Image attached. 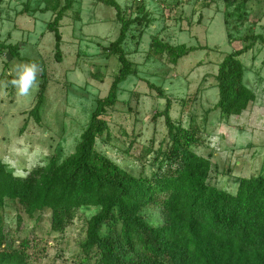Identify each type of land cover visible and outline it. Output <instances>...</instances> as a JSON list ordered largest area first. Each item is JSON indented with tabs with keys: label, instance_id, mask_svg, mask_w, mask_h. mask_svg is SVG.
<instances>
[{
	"label": "rangeland",
	"instance_id": "rangeland-1",
	"mask_svg": "<svg viewBox=\"0 0 264 264\" xmlns=\"http://www.w3.org/2000/svg\"><path fill=\"white\" fill-rule=\"evenodd\" d=\"M115 1L126 17H134L136 6L142 4L149 23L132 25L127 32L122 47L137 74L119 84L117 103L108 110L111 138L97 139L96 149L134 175L150 173L152 153L143 162L134 155L153 137L155 149L164 136L163 119H152L164 104L150 88L153 84L173 100V118L179 115L177 100L190 101L180 118L184 127L195 126L202 132L203 145L194 151L210 158L213 185L234 193L238 178L264 174V44L260 39L239 57L244 66L243 83L254 92V102L241 115L228 118L213 108L218 99V63L249 42L244 36L255 34L264 39V0ZM43 7L42 0H0V41L19 45L21 57L0 52V158L20 176L45 164L54 152L65 156L73 151L96 99L106 95L119 67L116 56L105 50L119 32L113 7L97 0H71L60 21L58 60L53 33L47 28L53 14L42 11ZM154 37L170 46L196 50L173 65L165 55H153ZM29 60L40 62L47 78L39 123L28 112L42 81L41 70L29 96H20L12 83L18 66ZM119 129L135 136L129 152H124L126 143ZM95 211L80 210L84 217ZM143 213L151 224L160 222L157 208H146ZM17 216L22 223L16 235L31 240L35 247L30 250L37 251L39 264H72L83 237L82 219L77 217L60 237L50 231L48 211L27 217L17 203L9 202L2 211L5 227L15 230Z\"/></svg>",
	"mask_w": 264,
	"mask_h": 264
},
{
	"label": "trees",
	"instance_id": "trees-1",
	"mask_svg": "<svg viewBox=\"0 0 264 264\" xmlns=\"http://www.w3.org/2000/svg\"><path fill=\"white\" fill-rule=\"evenodd\" d=\"M42 1V11L53 14L47 28L53 33L54 56L58 60L60 21L71 0H64L63 5L60 0ZM97 1L115 9L119 32L105 50L116 56L119 67L106 95L96 99L71 153L62 156L54 152L45 164L25 176L15 175L0 158V264H39L37 251L31 252L35 247L31 240L16 235L21 217L16 218L15 230L3 224L2 211L9 202L17 203L27 217L48 211L50 231L60 237L77 217L82 219L83 237L72 264H264V174L238 178L234 193L213 185L210 158L194 151L203 145L202 132L198 127L182 125L180 115L190 103L188 99L177 100L179 115L173 118V100L160 87L150 85L156 96L164 100L163 108L154 111L152 119L162 118L165 131L158 147L153 149V137L134 155L135 160L143 162L152 153L148 175H134L96 149L97 139L111 138L108 110L117 103L119 84L137 74L122 47L127 32L132 25L149 23L142 4L136 6L134 17H126L115 0ZM241 18L244 16L238 17ZM258 39L264 44L260 35L244 36L249 42L224 55L217 65L218 99L213 108L221 117L239 116L255 100L254 92L243 83L244 66L239 57ZM150 49L153 55H165L173 65L196 50L184 45L170 46L156 37ZM1 50H6L11 58L20 57L16 43L0 41ZM29 61L41 70L42 81L28 112L39 123L47 78L40 62ZM118 132L124 135V152H129L135 136H128L124 130L121 133L120 129ZM149 207L159 210V223L151 224L144 215L143 210ZM83 208L96 211L84 217L80 212Z\"/></svg>",
	"mask_w": 264,
	"mask_h": 264
},
{
	"label": "clouds",
	"instance_id": "clouds-1",
	"mask_svg": "<svg viewBox=\"0 0 264 264\" xmlns=\"http://www.w3.org/2000/svg\"><path fill=\"white\" fill-rule=\"evenodd\" d=\"M40 67L34 62L18 66L16 78L12 81L20 96H29L36 85Z\"/></svg>",
	"mask_w": 264,
	"mask_h": 264
}]
</instances>
